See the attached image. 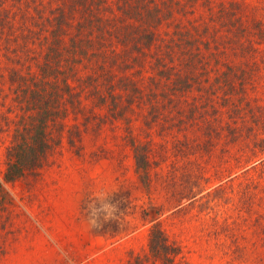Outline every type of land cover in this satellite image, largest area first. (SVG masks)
Returning a JSON list of instances; mask_svg holds the SVG:
<instances>
[{
	"label": "rangeland",
	"instance_id": "obj_1",
	"mask_svg": "<svg viewBox=\"0 0 264 264\" xmlns=\"http://www.w3.org/2000/svg\"><path fill=\"white\" fill-rule=\"evenodd\" d=\"M80 1L0 0V264H264V0H84L79 35ZM36 97L49 147L4 181Z\"/></svg>",
	"mask_w": 264,
	"mask_h": 264
},
{
	"label": "trees",
	"instance_id": "obj_2",
	"mask_svg": "<svg viewBox=\"0 0 264 264\" xmlns=\"http://www.w3.org/2000/svg\"><path fill=\"white\" fill-rule=\"evenodd\" d=\"M82 1L84 0L79 3L81 13L80 16H77V18H81L76 22L75 30L79 35L82 34L83 28H87L89 31L92 20L96 19L92 12V6H88ZM52 45H58L56 36L53 37ZM35 101H33V105L37 110L28 120L20 121L12 133L9 145L5 148L4 181H12L25 173L34 171L41 164L49 147L45 125L55 109L47 105L45 100L40 97H36ZM159 244L158 235L152 234L148 239V246L158 250Z\"/></svg>",
	"mask_w": 264,
	"mask_h": 264
},
{
	"label": "clouds",
	"instance_id": "obj_3",
	"mask_svg": "<svg viewBox=\"0 0 264 264\" xmlns=\"http://www.w3.org/2000/svg\"><path fill=\"white\" fill-rule=\"evenodd\" d=\"M86 207L87 221L92 228H101L119 215V203H114L107 194L95 196Z\"/></svg>",
	"mask_w": 264,
	"mask_h": 264
}]
</instances>
